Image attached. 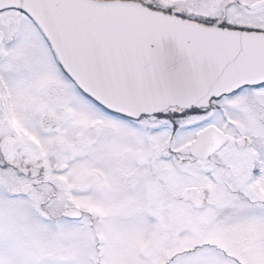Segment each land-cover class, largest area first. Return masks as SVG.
I'll return each mask as SVG.
<instances>
[{
    "label": "snow or ice",
    "instance_id": "6c2138e0",
    "mask_svg": "<svg viewBox=\"0 0 264 264\" xmlns=\"http://www.w3.org/2000/svg\"><path fill=\"white\" fill-rule=\"evenodd\" d=\"M0 264H264V0H0Z\"/></svg>",
    "mask_w": 264,
    "mask_h": 264
}]
</instances>
